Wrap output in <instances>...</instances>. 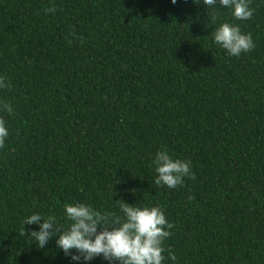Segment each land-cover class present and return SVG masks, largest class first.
<instances>
[{"label":"trees","instance_id":"trees-1","mask_svg":"<svg viewBox=\"0 0 264 264\" xmlns=\"http://www.w3.org/2000/svg\"><path fill=\"white\" fill-rule=\"evenodd\" d=\"M249 7L237 20L219 0H0V264H119L19 233L34 213L68 227L66 203L123 218L120 200L174 225L162 264H264V0ZM225 22L254 48L214 43ZM158 151L195 178L156 185Z\"/></svg>","mask_w":264,"mask_h":264},{"label":"clouds","instance_id":"clouds-1","mask_svg":"<svg viewBox=\"0 0 264 264\" xmlns=\"http://www.w3.org/2000/svg\"><path fill=\"white\" fill-rule=\"evenodd\" d=\"M171 2L175 4L176 0ZM193 2L199 4L200 0ZM203 2L208 8L217 6V0ZM219 5L233 9L232 15L237 20H248L253 15L249 0H219ZM45 11L54 13L55 8ZM212 19L215 20L216 17L213 16ZM211 35L214 43L226 49L231 56L249 52L255 46L251 34L243 33L238 25L222 23ZM9 86L0 78V87ZM0 107L8 113L12 112L6 103ZM7 136L5 121L0 118V148L4 147ZM153 163L158 174L154 181L156 185L175 188L183 184L185 176L195 178L191 171V161L173 159L167 151H158ZM120 201L123 218L113 213H101L88 204L66 203L64 209L71 221L68 227L56 223L54 216L45 219L34 213L23 221L19 234L36 241L40 249L45 248L52 237H56V246L73 261L87 262L102 256L105 260L118 261L119 264H162L165 251L162 245L170 237L169 229L174 225L166 219L163 210L158 206L141 207ZM25 224H38L39 230H26ZM168 253L171 260L175 261L176 256L171 249Z\"/></svg>","mask_w":264,"mask_h":264}]
</instances>
